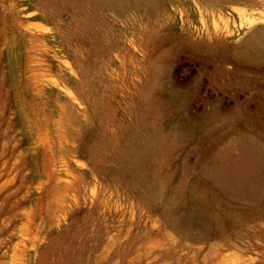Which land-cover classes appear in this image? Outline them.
Here are the masks:
<instances>
[{
	"label": "rangeland",
	"instance_id": "obj_1",
	"mask_svg": "<svg viewBox=\"0 0 264 264\" xmlns=\"http://www.w3.org/2000/svg\"><path fill=\"white\" fill-rule=\"evenodd\" d=\"M257 38L264 0H0V264H264Z\"/></svg>",
	"mask_w": 264,
	"mask_h": 264
},
{
	"label": "bare ground",
	"instance_id": "obj_2",
	"mask_svg": "<svg viewBox=\"0 0 264 264\" xmlns=\"http://www.w3.org/2000/svg\"><path fill=\"white\" fill-rule=\"evenodd\" d=\"M255 43H257L262 49H264V39L263 38H257L253 40ZM195 203L199 206L200 211L204 212L202 201L200 199H195Z\"/></svg>",
	"mask_w": 264,
	"mask_h": 264
}]
</instances>
